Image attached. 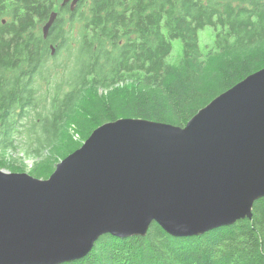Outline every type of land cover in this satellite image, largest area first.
Listing matches in <instances>:
<instances>
[{"label": "trees", "instance_id": "1", "mask_svg": "<svg viewBox=\"0 0 264 264\" xmlns=\"http://www.w3.org/2000/svg\"><path fill=\"white\" fill-rule=\"evenodd\" d=\"M60 4L0 0V170L26 172L20 154L36 159L31 176L47 179L81 146L72 126L81 143L121 118L184 127L264 68V0H81L73 11ZM205 28L213 40L203 50ZM174 40L181 55L171 62ZM65 264H264V198L250 220L192 238L153 222L145 237L102 236L84 259Z\"/></svg>", "mask_w": 264, "mask_h": 264}, {"label": "water", "instance_id": "2", "mask_svg": "<svg viewBox=\"0 0 264 264\" xmlns=\"http://www.w3.org/2000/svg\"><path fill=\"white\" fill-rule=\"evenodd\" d=\"M261 198L264 68L184 127L125 118L95 129L47 179L0 170V264L79 261L100 237H145L153 222L173 238L201 236L252 219Z\"/></svg>", "mask_w": 264, "mask_h": 264}, {"label": "rangeland", "instance_id": "3", "mask_svg": "<svg viewBox=\"0 0 264 264\" xmlns=\"http://www.w3.org/2000/svg\"><path fill=\"white\" fill-rule=\"evenodd\" d=\"M198 37H199V44H200L201 49L205 50L211 44V42L213 40V33L211 32L210 28H205L204 30L199 31ZM172 46H173V48H172V52H171L170 57H169V61L176 62L180 58V55H181V51H180V47H179L180 41L174 40L172 42ZM74 131H75L74 126L70 127V132H71L72 136L75 135L74 138H76L77 133ZM80 138L81 137L78 135V142L82 145V143L84 141H82V143H81ZM17 156L22 159V161L20 163H22L26 168V172H23V173L29 174L28 172L33 168V165H34L36 159L23 158L22 155H20V154H18ZM15 157L16 156L14 155L13 158H15Z\"/></svg>", "mask_w": 264, "mask_h": 264}, {"label": "bare ground", "instance_id": "4", "mask_svg": "<svg viewBox=\"0 0 264 264\" xmlns=\"http://www.w3.org/2000/svg\"><path fill=\"white\" fill-rule=\"evenodd\" d=\"M83 36V35H82ZM232 50V49H231ZM48 52V51H47ZM221 54V53H220ZM254 56V55H253ZM59 64V63H58ZM57 66V65H56ZM55 66V67H56ZM32 83V82H31ZM31 85V84H30ZM28 86V85H27ZM35 95V94H34ZM110 97V96H109ZM64 104V103H63ZM64 105H66V104H64ZM67 107V106H66ZM65 108V107H64ZM28 109V108H27ZM60 112H61V110H60ZM71 112V111H70ZM29 114V113H28ZM69 114V113H68ZM21 118V117H20ZM58 118V117H57ZM121 119H125V118H121ZM121 119H118V120H121ZM57 120V119H56ZM117 120V121H118ZM14 121V120H13ZM152 122H154V121H152ZM45 123V122H44ZM157 123H159V122H157ZM55 124V123H54ZM43 126V125H42ZM56 127V126H55ZM40 129H41V127H40ZM45 129V128H44ZM41 132V131H40ZM58 133V132H57ZM17 135V134H16ZM52 137V136H51ZM38 140V139H37ZM59 140V139H58ZM33 142V141H32ZM39 142V141H38ZM36 143V142H35ZM55 143V142H54ZM29 146V145H28ZM45 147V146H44ZM77 149V148H76ZM28 150V149H27ZM50 151V150H49ZM48 151V152H49ZM39 152V151H38ZM5 153V152H4ZM14 153V152H13ZM35 154V153H34ZM36 155V154H35ZM67 156H68V154H67ZM39 157V156H38ZM2 158V157H1ZM51 158V157H50ZM21 159V158H20ZM43 159H44V157H43ZM1 162V161H0ZM12 162V161H11ZM1 165V164H0ZM55 169V168H54ZM39 170V169H38ZM31 173V172H30ZM38 174V173H37ZM31 176V175H30ZM37 176V175H36ZM39 176V175H38ZM33 177V176H32ZM35 178V177H34ZM38 179V178H37Z\"/></svg>", "mask_w": 264, "mask_h": 264}, {"label": "built area", "instance_id": "5", "mask_svg": "<svg viewBox=\"0 0 264 264\" xmlns=\"http://www.w3.org/2000/svg\"><path fill=\"white\" fill-rule=\"evenodd\" d=\"M75 136V135H74ZM74 136H73V138H74ZM77 137L76 138H74V140L75 141H78V135H76Z\"/></svg>", "mask_w": 264, "mask_h": 264}]
</instances>
